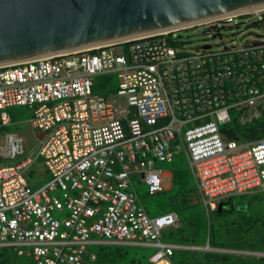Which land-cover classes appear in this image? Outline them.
I'll use <instances>...</instances> for the list:
<instances>
[{"label": "built area", "instance_id": "built-area-1", "mask_svg": "<svg viewBox=\"0 0 264 264\" xmlns=\"http://www.w3.org/2000/svg\"><path fill=\"white\" fill-rule=\"evenodd\" d=\"M263 10L196 25L211 30ZM176 30L1 65L0 160L10 163H0V248L33 264H91L92 245H152L147 264H171L177 246L159 237L177 216L148 215L132 178L147 194L162 190L154 162L178 151L207 212L264 189V135L230 138L237 132L230 124L264 116V39L189 52ZM101 76L115 77L113 91L92 92ZM12 105L31 111L29 127L41 133L34 151L4 130ZM37 158L49 177L31 187L26 170Z\"/></svg>", "mask_w": 264, "mask_h": 264}, {"label": "water", "instance_id": "water-1", "mask_svg": "<svg viewBox=\"0 0 264 264\" xmlns=\"http://www.w3.org/2000/svg\"><path fill=\"white\" fill-rule=\"evenodd\" d=\"M262 7L264 0H0V67Z\"/></svg>", "mask_w": 264, "mask_h": 264}, {"label": "rangeland", "instance_id": "rangeland-1", "mask_svg": "<svg viewBox=\"0 0 264 264\" xmlns=\"http://www.w3.org/2000/svg\"><path fill=\"white\" fill-rule=\"evenodd\" d=\"M209 25L189 26L173 32V36H179L186 51L193 52L203 45L210 46L211 50L218 51L223 46L264 39V10L261 13H248L236 16L229 24L216 22L213 28L204 31ZM113 85L116 80L111 76ZM96 90H94L95 92ZM11 124L6 130L14 131L22 136L26 151H34L35 139L41 133L29 127L27 120L31 115L29 108L21 105H12L5 108ZM1 135V131H0ZM2 137L0 136V144ZM1 164L10 163L8 159L0 160ZM156 167L162 174L161 185L164 188L156 194H146L145 186L132 178V183L139 194L140 204L149 214L160 210H171L177 215V222H182L180 238L182 242L192 244L197 249L208 245V241L214 240L217 247L210 250H196L193 254H186L182 264H264V256L255 252H264V241L246 237L257 234L261 215L258 213V204L264 201V189L253 188L247 193L236 195L223 201L221 213L205 211L193 181L192 172L184 154L178 151L170 162H156ZM43 168L42 161L37 160L26 170L28 184L36 187L49 177L48 172ZM176 174V176H175ZM183 181L180 185L179 182ZM184 192L186 201L176 195V191ZM186 203V204H185ZM229 204L234 211L228 212ZM251 216L248 219L245 217ZM248 215V216H247ZM234 219V226L230 221ZM243 235V240L237 241L231 238L233 229ZM249 232L246 234V231ZM221 247V248H220ZM212 249V248H211ZM226 250L229 252L226 253ZM204 251L216 257L213 263L207 261ZM233 251V252H232ZM251 252V253H247ZM253 252V253H252ZM226 255V260L219 262L218 257ZM25 256V255H24ZM29 257V256H27ZM177 257V256H176ZM31 259V257H29ZM213 260V259H212ZM33 262V261H32Z\"/></svg>", "mask_w": 264, "mask_h": 264}, {"label": "trees", "instance_id": "trees-1", "mask_svg": "<svg viewBox=\"0 0 264 264\" xmlns=\"http://www.w3.org/2000/svg\"><path fill=\"white\" fill-rule=\"evenodd\" d=\"M107 82L110 83V87L102 91L104 88V84H106ZM94 90L96 91L94 92ZM113 90L114 88H113V81L111 76H103V77L101 76L94 78L93 87H92L93 93L106 94ZM230 126L237 129L236 135H232L230 138L241 139V140L257 138L259 136L264 135V116H262L259 120L255 121L252 124L243 126V128H238L237 126H234L232 124H230ZM26 176H25V180L27 181ZM179 184L182 185L183 181H180ZM145 193L147 194V192ZM175 193L177 196H180V198H183V200L186 201V197L183 196L184 195L183 191L177 190ZM139 197L140 196L138 194V198ZM221 209L219 213H221ZM167 211H171V210H160L156 214ZM213 212L216 213V209ZM249 217L250 216L245 217L244 219H248ZM181 230H182V222L180 220L179 226L175 228L170 227L164 229L160 233L161 239L172 242L174 244L192 246V244L182 242L180 238ZM215 245L216 242L214 240H212L211 242L208 241L207 246L209 248H219ZM87 251L94 255V261H92L91 264H147L148 263L147 257L151 254L152 248H148L146 246H139V245H118V244L104 243V244L89 246L87 248ZM188 252L190 254H193L195 251L189 249H175L173 250L172 254L169 256V260L172 264H182ZM210 254L211 253H204V256L206 257L208 262L213 263L216 260V257L213 256L212 258ZM218 259L219 262H221L224 259V257L219 256ZM0 264H33V262L32 259H30L29 257L24 255H18L12 249L0 248Z\"/></svg>", "mask_w": 264, "mask_h": 264}, {"label": "flooded vegetation", "instance_id": "flooded-vegetation-1", "mask_svg": "<svg viewBox=\"0 0 264 264\" xmlns=\"http://www.w3.org/2000/svg\"><path fill=\"white\" fill-rule=\"evenodd\" d=\"M260 211L258 210V213L261 215V219L258 222L259 226H258V230H257V234H252L250 236H247L246 238L248 240L250 239H254V240H258V241H264V201L260 204H258ZM234 211V209L232 208V205L229 204V210L228 212H232ZM249 216H251V214H248ZM247 215V216H248ZM231 226H234V219L229 220ZM250 229H248V231H246V234L249 232ZM232 239L240 241L243 240V235L241 233L236 232L235 228L233 229V233L230 235ZM233 252V251H232ZM247 253H251V252H247ZM261 256H264V252H260Z\"/></svg>", "mask_w": 264, "mask_h": 264}, {"label": "crops", "instance_id": "crops-1", "mask_svg": "<svg viewBox=\"0 0 264 264\" xmlns=\"http://www.w3.org/2000/svg\"><path fill=\"white\" fill-rule=\"evenodd\" d=\"M11 122V121H10ZM12 123V122H11ZM4 130H5V128H4ZM0 131H1V133L3 132V130L2 129H0ZM177 154V153H176ZM175 155V154H174ZM173 155V156H174ZM173 158V157H172ZM172 160V159H171ZM170 160V161H171ZM170 161H155L154 162V166L156 167V162H170ZM157 168V167H156ZM158 169V168H157ZM46 172V171H45ZM160 174H161V172H160ZM47 178V177H46ZM46 180V179H45ZM43 183V182H42ZM133 185V184H132ZM133 187H134V185H133ZM134 189H135V187H134ZM162 190H164V188L162 187ZM162 190H160V191H158V192H156V193H159V192H161ZM135 191H136V189H135ZM156 193H154V194H156ZM136 194H137V196H138V192L136 191ZM150 195H152V194H150ZM146 213H147V211H146ZM157 213V212H156ZM156 213H154L155 215H156ZM148 215H150V216H153V214H149L148 213ZM180 225V223L179 222H177V224H176V226H169V227H166V228H164V229H167V228H175V227H177V226H179ZM163 229V230H164ZM162 230V231H163ZM161 231V232H162ZM159 239L161 240V241H164V242H167V243H171V244H174V243H172V242H169V241H165V240H162L161 239V235H160V237H159ZM174 245H176L177 247H175L173 250H175V249H189V250H192V251H196V250H210V251H213V248L211 249V248H209L207 245L206 246H203L202 248H199V249H197L196 247H193V246H189V245H182V244H174ZM139 246H146V247H148V248H152V251L154 250V247L152 246V245H139ZM173 252V251H172ZM229 251L228 250H226V253H228ZM204 253H211V252H207V251H204ZM212 254V253H211ZM223 257H224V259L221 261V262H223V261H225L226 260V255L224 256V255H222ZM168 261L170 262V260H169V258H168ZM171 263V262H170ZM172 264V263H171Z\"/></svg>", "mask_w": 264, "mask_h": 264}, {"label": "bare ground", "instance_id": "bare-ground-1", "mask_svg": "<svg viewBox=\"0 0 264 264\" xmlns=\"http://www.w3.org/2000/svg\"><path fill=\"white\" fill-rule=\"evenodd\" d=\"M258 8H254V9H252V10H257ZM248 11H251V10H248ZM240 13H242V12H247V10H243V11H239ZM187 25H190V24H187ZM158 264H166V263H164V262H159Z\"/></svg>", "mask_w": 264, "mask_h": 264}, {"label": "clouds", "instance_id": "clouds-1", "mask_svg": "<svg viewBox=\"0 0 264 264\" xmlns=\"http://www.w3.org/2000/svg\"><path fill=\"white\" fill-rule=\"evenodd\" d=\"M220 203H222V202H220Z\"/></svg>", "mask_w": 264, "mask_h": 264}]
</instances>
